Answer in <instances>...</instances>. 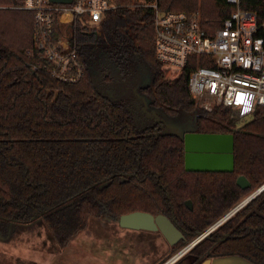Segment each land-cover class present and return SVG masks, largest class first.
Here are the masks:
<instances>
[{
	"label": "trees",
	"instance_id": "16d2710c",
	"mask_svg": "<svg viewBox=\"0 0 264 264\" xmlns=\"http://www.w3.org/2000/svg\"><path fill=\"white\" fill-rule=\"evenodd\" d=\"M242 3L264 20V0ZM21 4L0 0L10 6L0 9V228L40 219L63 249L91 217L163 214L184 233L168 259L264 185V108L238 128L228 108H198L188 90L191 66L164 76L150 10L124 1L106 14L100 35L78 28L85 75L65 84L32 71L33 14L16 8ZM158 6L199 13L214 28L233 10L225 0H158ZM132 88L167 115L197 112V133L233 135L234 170L186 171L183 136L136 127ZM239 176L249 188L237 186ZM222 258L264 264V190L174 264Z\"/></svg>",
	"mask_w": 264,
	"mask_h": 264
},
{
	"label": "built area",
	"instance_id": "2783aa9c",
	"mask_svg": "<svg viewBox=\"0 0 264 264\" xmlns=\"http://www.w3.org/2000/svg\"><path fill=\"white\" fill-rule=\"evenodd\" d=\"M124 1L153 13L156 58L163 72L175 78L191 66L189 94L203 109L226 107L231 118L244 120L264 108V20L242 0H225L233 10L217 28L199 13L161 11L158 0H22L16 8L33 14V48L27 52L32 71L44 70L65 84L80 82L85 66L76 30L100 35L106 14ZM190 245L163 264L176 263Z\"/></svg>",
	"mask_w": 264,
	"mask_h": 264
},
{
	"label": "rangeland",
	"instance_id": "374dc122",
	"mask_svg": "<svg viewBox=\"0 0 264 264\" xmlns=\"http://www.w3.org/2000/svg\"><path fill=\"white\" fill-rule=\"evenodd\" d=\"M7 7L10 6L0 5V9H4ZM164 76L169 79L171 77H169L165 73ZM145 80L146 81L144 82V84L149 83L147 77L145 78ZM120 88L121 87L118 86L119 90ZM135 90L137 91L136 88H132V90L130 91L129 101L133 106L135 124L138 129L156 125L157 128L161 130V132L173 133L183 137L185 136V134L195 131L197 112H180L176 116L167 115L163 112L162 109L151 107L150 105H148L146 99L143 96L134 94ZM131 93H133V95ZM196 105L198 108H202L200 104ZM247 121L237 120L236 128L242 126ZM103 220L108 223L107 227L102 230L101 245H103V247L101 246L102 248H99L98 252L95 251L96 253H100L102 262H105L107 264H151L153 263L152 260L156 255V261L158 260L156 264H163L169 259H166L167 256L165 258L161 257L163 255L162 249L164 248V243L158 239H155L154 235L149 233V231L134 230L121 227L118 220L115 219ZM23 226L24 225L22 224H10L7 229L4 228L5 226L0 228V239L6 237L5 240L9 238V233L11 230H13L12 238L8 242H2L0 240V253L5 251L3 246L14 245V251H17L20 257L22 254L23 257L28 258L30 263L34 258H41L42 256H39V254L44 256L46 255L45 253L48 254L49 243H39V241L44 240L43 237H40L43 235H32L33 231H31V228H23ZM95 237L96 233L92 232L91 239H94ZM195 239L196 238H194L193 240ZM193 240H191L190 243ZM15 241H24L25 249L22 252L20 249L15 250L17 248ZM92 242H95V239ZM21 244L23 243H20L19 246H21ZM86 245L88 246V248H91V243ZM20 257H18V259H15L14 263L19 264ZM23 262H25V260Z\"/></svg>",
	"mask_w": 264,
	"mask_h": 264
},
{
	"label": "water",
	"instance_id": "95a60500",
	"mask_svg": "<svg viewBox=\"0 0 264 264\" xmlns=\"http://www.w3.org/2000/svg\"><path fill=\"white\" fill-rule=\"evenodd\" d=\"M56 2H70L71 0H52ZM184 139V167L190 172H219L228 173L234 170V139L231 134H204L190 132L185 134ZM241 189L250 187V182L245 176H239L236 180ZM264 190V185L258 188L245 200L234 207L219 223L233 216L253 198ZM186 207L192 210V202L187 200ZM121 227L160 232L170 246L176 245L184 238V233L168 217L163 214L153 215L148 212L134 211L123 214L118 219ZM217 224L199 234L191 242L189 248H193L216 228ZM178 254V253H177ZM200 264H249L240 258L206 259Z\"/></svg>",
	"mask_w": 264,
	"mask_h": 264
},
{
	"label": "crops",
	"instance_id": "0c3cea01",
	"mask_svg": "<svg viewBox=\"0 0 264 264\" xmlns=\"http://www.w3.org/2000/svg\"><path fill=\"white\" fill-rule=\"evenodd\" d=\"M257 190V189H256ZM255 190V191H256ZM253 191V192H255ZM252 192V193H253ZM251 193V194H252ZM251 194L243 197L240 201L242 202L245 200L248 196ZM103 219H110L108 217L106 218H94L91 217L88 220L87 226L84 230L79 232L69 243L68 245L61 249L58 247L56 244L54 238L52 237L50 231L47 229V227L44 225L42 220H37L33 223L30 224H25L23 228H31V231H33L32 235L40 236L42 234L44 240L39 241V243H49V252L48 254L45 253L46 255H41L42 256L39 259H33L29 263V259L26 257H23V255H20L17 253V251H14V245L13 246H3L4 247V252L0 253V264H16L14 263L15 259H18L20 257V263L19 264H107L105 262H102L101 260V255L100 253H96L95 251H99V248H102L103 245H101V238H102V230L107 227L108 223L105 222ZM108 221V220H107ZM109 222V221H108ZM22 227V226H18ZM44 228V229H43ZM13 230L10 231L9 233V238L5 240L6 237L1 238L0 240L2 242H8L13 235ZM85 231V232H84ZM9 232V231H8ZM92 232L96 233L95 242H92L94 239H91V234ZM149 233L153 234L155 239H158L164 243V248L162 249L163 255L161 256L162 258H165L168 256L171 252L172 246H170L165 238L162 236L160 232H150ZM78 237V238H77ZM42 239V238H41ZM17 248L15 250L20 249L21 252L25 249L24 248V241H19L16 242ZM20 243L21 246H19ZM38 243V244H39ZM91 243V248H88L86 244ZM1 245V244H0ZM102 246V247H101ZM51 253V254H49ZM156 255L153 258L151 264H156L158 260L156 261ZM25 260V262H23Z\"/></svg>",
	"mask_w": 264,
	"mask_h": 264
},
{
	"label": "flooded vegetation",
	"instance_id": "af4514ba",
	"mask_svg": "<svg viewBox=\"0 0 264 264\" xmlns=\"http://www.w3.org/2000/svg\"><path fill=\"white\" fill-rule=\"evenodd\" d=\"M194 133H197V132L194 131ZM238 204H239V203H238ZM238 204H236L234 207H236ZM234 207H233V208H234ZM233 208H231L227 213H225L220 219H218V220L213 224V225L217 224V226H216L215 229H217L220 225H222V224H223L224 222H226L230 217H232V216H230L228 219H226V220H224L223 222L219 223V221H220L224 216H226V215H227V214H228ZM213 225H212V226H213ZM178 228H179V227H178ZM209 228H210V227H209ZM209 228H208V229H209ZM179 229H180V228H179ZM215 229H214V230H215ZM214 230H213V231H214ZM213 231H212V232H213ZM179 242H180V241H179ZM179 242H178V243H179ZM189 243H190V242H189ZM189 243H188V244H189ZM188 244H187V245H188ZM172 256H173V255H172ZM172 256H170L169 258H171Z\"/></svg>",
	"mask_w": 264,
	"mask_h": 264
}]
</instances>
